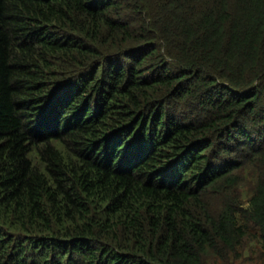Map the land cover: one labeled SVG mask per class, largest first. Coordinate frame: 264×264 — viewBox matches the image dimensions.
Segmentation results:
<instances>
[{
  "label": "trees",
  "instance_id": "trees-1",
  "mask_svg": "<svg viewBox=\"0 0 264 264\" xmlns=\"http://www.w3.org/2000/svg\"><path fill=\"white\" fill-rule=\"evenodd\" d=\"M0 264H264V0H0Z\"/></svg>",
  "mask_w": 264,
  "mask_h": 264
}]
</instances>
